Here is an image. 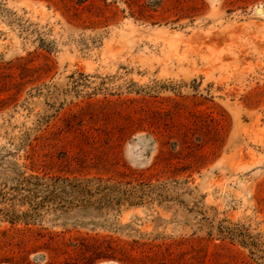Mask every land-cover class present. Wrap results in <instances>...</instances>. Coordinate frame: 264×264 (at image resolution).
Here are the masks:
<instances>
[{"label": "rangeland", "instance_id": "374dc122", "mask_svg": "<svg viewBox=\"0 0 264 264\" xmlns=\"http://www.w3.org/2000/svg\"><path fill=\"white\" fill-rule=\"evenodd\" d=\"M0 264H264V0H0Z\"/></svg>", "mask_w": 264, "mask_h": 264}, {"label": "trees", "instance_id": "16d2710c", "mask_svg": "<svg viewBox=\"0 0 264 264\" xmlns=\"http://www.w3.org/2000/svg\"><path fill=\"white\" fill-rule=\"evenodd\" d=\"M94 183H98L97 190L99 192L100 191L102 192V191L108 190V189H113L112 186H107V184L101 186L100 184L103 183V181L101 179H90V180H87L86 182H78V183H75V185H73L72 189L77 190L80 193H86V194L88 193V194H90L91 193V190H90L89 187L91 186V184H94Z\"/></svg>", "mask_w": 264, "mask_h": 264}, {"label": "bare ground", "instance_id": "6f19581e", "mask_svg": "<svg viewBox=\"0 0 264 264\" xmlns=\"http://www.w3.org/2000/svg\"><path fill=\"white\" fill-rule=\"evenodd\" d=\"M261 11H262V10H261V9H259V10L257 11V14H260V13H261Z\"/></svg>", "mask_w": 264, "mask_h": 264}, {"label": "water", "instance_id": "95a60500", "mask_svg": "<svg viewBox=\"0 0 264 264\" xmlns=\"http://www.w3.org/2000/svg\"><path fill=\"white\" fill-rule=\"evenodd\" d=\"M257 11H258V9H257Z\"/></svg>", "mask_w": 264, "mask_h": 264}]
</instances>
